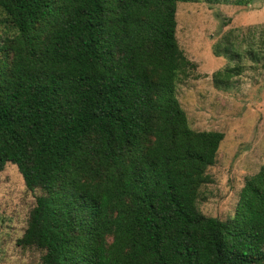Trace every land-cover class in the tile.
<instances>
[{"label":"trees","instance_id":"1","mask_svg":"<svg viewBox=\"0 0 264 264\" xmlns=\"http://www.w3.org/2000/svg\"><path fill=\"white\" fill-rule=\"evenodd\" d=\"M178 1L0 0V170L39 191L15 242L40 264H264V162L230 217L196 207L222 133L175 96Z\"/></svg>","mask_w":264,"mask_h":264},{"label":"rangeland","instance_id":"2","mask_svg":"<svg viewBox=\"0 0 264 264\" xmlns=\"http://www.w3.org/2000/svg\"><path fill=\"white\" fill-rule=\"evenodd\" d=\"M175 21L177 45L188 61L175 84V96L191 129L222 133L196 207L224 220L233 213L244 179L264 162V0L178 1ZM11 32L0 11V41ZM234 67L238 74L223 81ZM213 76L222 78L219 85ZM38 193L24 187L14 164H4L0 264H40L42 250L15 242Z\"/></svg>","mask_w":264,"mask_h":264}]
</instances>
